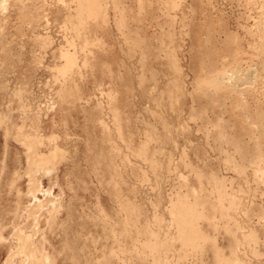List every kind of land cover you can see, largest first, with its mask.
Here are the masks:
<instances>
[{
    "label": "rangeland",
    "instance_id": "1",
    "mask_svg": "<svg viewBox=\"0 0 264 264\" xmlns=\"http://www.w3.org/2000/svg\"><path fill=\"white\" fill-rule=\"evenodd\" d=\"M76 1L0 0V264L24 259L21 236L50 264H213L171 238L179 202L224 256L230 228L264 264V128H249L264 122V0H101L105 22L78 32ZM218 72L225 87H200ZM147 229L169 239L164 263Z\"/></svg>",
    "mask_w": 264,
    "mask_h": 264
},
{
    "label": "bare ground",
    "instance_id": "2",
    "mask_svg": "<svg viewBox=\"0 0 264 264\" xmlns=\"http://www.w3.org/2000/svg\"><path fill=\"white\" fill-rule=\"evenodd\" d=\"M118 1V0H116ZM139 1V0H138ZM170 1V0H169ZM60 2V1H59ZM77 7H76V16L74 17L73 20L76 21L77 25H76V32L79 31V29L81 28V24L82 21L86 20V19H91V20H97V19H101L102 21L105 22V18H106V12L104 10V7L105 5H103L101 3V0H77ZM141 2V0H140ZM174 3V2H173ZM112 4V3H111ZM118 4V3H117ZM171 4V3H170ZM140 5V4H139ZM168 5V4H166ZM104 6V7H103ZM116 6V4H115ZM113 7V6H112ZM118 7V5H117ZM168 7H170L168 5ZM114 8V7H113ZM172 8V6H171ZM46 17V16H45ZM72 17L67 16V20L69 22H73ZM122 18V17H120ZM120 20H118L119 22ZM124 23V21H123ZM122 23V24H123ZM73 24V23H72ZM75 25V24H74ZM121 25V24H120ZM78 35V34H77ZM79 36V35H78ZM138 47V46H137ZM134 49V48H133ZM144 50V49H142ZM145 52H148V51H145ZM147 54V53H146ZM62 56L64 57V53L62 54ZM71 56L72 55H68V57H65L66 58V63L62 66H60L59 68V71L63 72V73H66L67 71H71L72 70V67H73V64L71 63ZM173 60V59H172ZM174 61V60H173ZM175 64V62H174ZM173 65V64H172ZM174 68V67H172ZM177 68V66L175 67ZM170 70V69H169ZM176 71V70H175ZM211 72V71H210ZM229 75H225V73H221V72H218V73H213V74H209L207 77H205L203 80L200 81V87H209V88H214V89H218V88H223L226 86L225 82H224V79L227 78V80H229L232 75H230V73H228ZM233 74V73H232ZM223 75V76H222ZM169 88V87H168ZM66 89V88H65ZM199 89V88H198ZM200 91H202L200 89ZM172 92V91H171ZM169 94H172V93H169ZM177 96V95H176ZM177 100H178V97H177ZM213 103V102H211ZM210 103V104H211ZM215 103V102H214ZM176 104V103H175ZM178 104V102H177ZM178 106V105H177ZM163 117V116H162ZM160 118V116H159ZM160 120V119H159ZM260 120V119H259ZM264 121V120H263ZM256 122V121H255ZM160 123V122H159ZM165 124V122H163ZM168 124V123H167ZM257 124L258 121H257ZM257 124H253L252 126H250L249 128L252 129V131L254 130V133H255V129L257 131L258 130H261V128L263 129L264 128V122L260 123V126L257 125ZM215 125V124H214ZM217 125V123H216ZM219 125V123H218ZM257 125V126H256ZM171 126V125H170ZM220 126V125H219ZM259 126V127H258ZM164 127V126H163ZM217 127V126H216ZM167 129V128H166ZM215 129V128H214ZM221 128H219L218 130H220ZM249 129V130H250ZM165 130V129H164ZM216 131V132H215ZM226 131V130H225ZM251 131V130H250ZM262 131V130H261ZM162 132V131H161ZM169 132V130H168ZM167 132V133H168ZM215 133L218 134L217 132V129L214 130ZM222 132V131H220ZM219 132V133H220ZM260 132V131H259ZM166 133V132H165ZM261 133V132H260ZM252 134V133H251ZM170 136H172L171 134H169ZM214 135V134H213ZM221 135V139H222V134H218V136ZM253 135V134H252ZM164 136V135H163ZM225 136V135H224ZM223 136V137H224ZM255 138V135L253 136ZM219 138V137H218ZM258 138V136H257ZM159 139V138H158ZM226 139V137H225ZM166 141V139H165ZM170 141V140H169ZM220 141V140H219ZM226 141V140H225ZM224 141V142H225ZM169 143V142H168ZM237 143V142H236ZM226 144V143H224ZM233 147V146H232ZM235 148L234 149H237L236 146H234ZM259 148V146H257ZM172 148V147H171ZM256 148V147H255ZM257 148V149H258ZM233 149V148H232ZM233 149V150H234ZM247 150V149H246ZM55 151V150H54ZM241 151V150H240ZM254 151V150H253ZM252 151V152H253ZM256 151V150H255ZM146 149L144 148V146H141L140 150L138 151V155L139 157L142 158V156L140 155H143L145 154L146 155ZM236 152V150L234 151ZM257 152V151H256ZM53 153V152H52ZM260 153H262L260 151ZM39 155V153H36ZM238 154H240L238 152ZM258 153H256L257 155ZM54 155V154H53ZM52 155V156H53ZM148 155V154H147ZM255 156V154H254ZM260 156V155H259ZM40 157V156H39ZM44 156H41V160L43 161H46L45 158H43ZM143 157L145 158V156L143 155ZM149 157V156H148ZM253 157V156H252ZM34 159H36V161L40 162V158L37 159L36 157L33 156ZM153 158V157H151ZM150 158V161L149 164L152 165L153 169L156 168V165L157 163L155 164V162L153 160H151ZM228 158V156H227ZM249 158V157H248ZM257 158V157H256ZM99 159V158H98ZM146 159H147V156H146ZM144 159V160H146ZM155 159V158H153ZM255 159V158H254ZM258 159V158H257ZM227 160H231V159H227ZM253 161V160H252ZM256 161V160H255ZM255 164V163H254ZM150 166V165H149ZM162 166V165H161ZM160 166V167H161ZM152 167H150L152 169ZM168 166H166V169H167ZM240 167V166H239ZM169 169V168H168ZM242 170V169H241ZM239 171V170H238ZM182 179V178H181ZM29 181H30V186L31 187H34L36 185L35 183V179L30 176L29 178ZM36 187V186H35ZM218 195L220 197V199H225V195L222 193L221 191V188L220 186H218ZM218 197V198H219ZM219 199V200H220ZM38 201V200H37ZM231 202V201H230ZM54 203V202H53ZM233 203V201H232ZM231 203V204H232ZM52 204V202H51ZM40 206V205H39ZM215 207V206H214ZM124 210L125 212H127V215H126V221L123 223V228L122 230L120 231L122 233V231L126 232H129L130 230V223H131V218L134 214V210H133V207L131 206L130 203H126L125 204V207H124ZM217 210V209H215ZM221 210V209H220ZM221 212V211H220ZM171 218H172V224H173V227H175V233L173 234V237L171 238H176L178 239L179 243L181 244L179 247L180 248H184L188 251H190V253H195V254H202L206 251H210L212 254V263L213 264H245L244 260L242 259L241 257V253H239L238 251H236V248L238 247L239 244H243L245 246V237L241 238L242 236H238V235H235L234 233L231 232L232 229L228 228V230L226 231V233L230 234L228 235V248L230 250V253L227 254V255H223L220 251V249L217 248L216 245H214V243H210V242H207V238L205 237V235L202 234V232L200 231V229H198V226H197V220L200 218V215L198 214V212H196V210L194 209L193 206H190L189 204H186V203H182V202H179V203H176L174 204V207L171 211ZM223 215V214H221ZM125 219V218H124ZM160 222V221H159ZM171 223V222H170ZM35 229V228H34ZM133 229V228H132ZM227 229V228H225ZM234 229V228H233ZM145 230V229H144ZM134 231V230H133ZM174 231V230H173ZM160 232L159 231H151L150 229H147L146 231H138L137 232V236L138 238H143V252L146 254V257L149 258L150 256L154 257L153 261H155V263H164L165 261L163 259L160 258L159 256V252H161V250H168L169 247H170V244H169V239H164V238H160ZM168 233V232H167ZM32 235V234H31ZM30 236V235H29ZM132 236V235H131ZM28 237V236H27ZM25 237H20V240H21V247L20 249L22 248L23 251H21L23 254H25L24 259L21 260V262H19L20 264H43L42 262H44L45 264L48 263L50 261V257L48 256V254L46 252H44L41 248L40 250L42 251H38L34 248H31V243L28 242V241H25L24 239ZM27 240V239H26ZM31 240V239H30ZM33 240V239H32ZM142 240V239H141ZM35 241V240H34ZM37 243H38V240H36ZM140 241V240H139ZM172 241V240H171ZM133 242L135 243L136 242V239H133ZM206 242L209 244L207 245ZM35 243V242H34ZM40 243V242H39ZM36 244V243H35ZM40 245V244H39ZM42 245V244H41ZM40 245V246H41ZM137 245V243H136ZM37 246V245H35ZM208 246V247H207ZM173 247V245H172ZM129 248V247H128ZM177 249V248H176ZM179 249V248H178ZM177 251V250H176ZM14 253V252H13ZM11 255H13L12 253L9 254V257H11ZM157 255V256H156ZM194 255V254H193ZM106 257V256H105ZM12 258V257H11ZM74 258L75 261L76 260V257H72V259ZM147 261V260H146ZM111 262V261H110ZM146 263V262H145ZM205 263V262H204ZM208 263V262H206ZM205 263V264H206ZM50 264V263H48ZM150 264V263H149Z\"/></svg>",
    "mask_w": 264,
    "mask_h": 264
}]
</instances>
